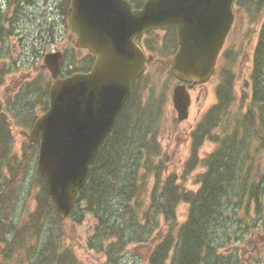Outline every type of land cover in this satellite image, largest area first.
Segmentation results:
<instances>
[{
	"label": "trees",
	"instance_id": "16d2710c",
	"mask_svg": "<svg viewBox=\"0 0 264 264\" xmlns=\"http://www.w3.org/2000/svg\"><path fill=\"white\" fill-rule=\"evenodd\" d=\"M128 1L135 7L143 2ZM235 5L249 14L254 12L258 18L262 16L249 78L251 94L249 99L237 97L234 75L224 74L222 70V79L216 89V103L205 112L191 133L190 156L182 165V175L203 169L197 173L194 182L197 189L186 190L178 184L182 178L175 170L168 169L165 162L167 155L162 153L158 141L162 98L154 102L151 97H146L143 101L139 89L135 88L100 146L89 180L79 192L69 214L71 216L77 206L87 202L98 218L106 221L120 209L121 216L134 220L135 206L147 223L150 220L157 222L161 217V232L164 233L148 254L147 264H165L168 260L170 264H213L209 229L211 222L220 214L223 200L229 197L233 185L237 183L239 186V201H258L264 190L261 183L255 182L257 173L254 171L251 174L254 155L264 146V0H235ZM234 105L238 107L236 117L232 114ZM244 105L245 110L241 112ZM215 130L220 133L216 134ZM205 141L213 143L214 149L200 159L198 150ZM12 142L10 127L2 115L0 165L5 161L6 172L0 173V264H7L22 247L29 251L30 238L39 236L43 217L54 210L52 201L47 197L44 179L37 172L41 195L37 197L35 211L23 228L16 230L12 224L8 225L7 205L15 200L22 176L28 168L26 163L34 153L32 147L26 146L20 159L10 158ZM123 175L127 176L124 178ZM247 175L250 179L246 178ZM149 177L153 178L150 188ZM131 201H136L133 208L129 207ZM137 201L149 203L142 209ZM180 203L188 205L187 218L183 223H178L175 215ZM113 205L119 210H112ZM106 233L101 230L99 241L106 237ZM110 234L119 238L114 229ZM51 255L50 264L80 263L69 248L64 252L52 251ZM224 263L227 264V261Z\"/></svg>",
	"mask_w": 264,
	"mask_h": 264
},
{
	"label": "rangeland",
	"instance_id": "374dc122",
	"mask_svg": "<svg viewBox=\"0 0 264 264\" xmlns=\"http://www.w3.org/2000/svg\"><path fill=\"white\" fill-rule=\"evenodd\" d=\"M53 1L50 0L51 3ZM16 8L24 12L21 7L17 6ZM234 9L236 12L233 25L216 64V72L219 74V71L221 72L223 69L224 74H233L236 96H244L249 99L251 94L249 78L252 73L253 53L258 41L262 16L258 18L254 12L249 14L241 8L235 7ZM2 20L0 25L4 24V19ZM20 23L22 28L31 30L32 24L29 19L22 18ZM5 37H9V35L6 34ZM9 42H2L1 46L7 48V44H9L11 49L17 50V44L12 43V40ZM170 48L168 43L161 49H164L165 52L168 50L167 54H169ZM4 53L7 55L8 50ZM42 59L43 57L38 62V69L40 65H43ZM24 69L28 71V68ZM167 70V58H163L156 65L152 64V67H149L145 72L143 82L146 83V87L141 93L145 100L146 97L147 99L151 97L156 102L159 97L162 98L163 112L158 141L162 153L167 155L165 162L168 169L175 170L179 178H182L179 179L178 184H181L186 190L195 191L198 187L194 184L197 173H201L203 169L198 168L189 175H182V165L190 156L189 134L194 130L206 110L216 103L215 91L219 82L218 75L190 92L191 104L188 118L182 123H175L176 114L170 96L172 87L176 85V80L169 75ZM31 74L32 76L25 73V75L0 78V116L3 115L7 119L13 136L12 146L9 150L10 158L20 159L27 141L19 132L20 130L28 131L33 119L41 114L45 106L46 90L51 78L37 76L35 72ZM237 103L239 105V100ZM235 106L232 108L234 117L238 113V107ZM245 106L241 112H244ZM215 133H220V131L215 130ZM34 147L32 159L28 164L26 163L28 168L16 191V198L11 201L9 206L7 205L9 210L8 225L12 224L11 226L16 230L25 226L36 209L37 197L41 195L36 166L37 145ZM213 149V143L204 142L198 150L199 158L203 159ZM254 160L255 169H252L251 174L254 171L257 173L255 182L261 183V187L264 189V146L260 152L255 153ZM5 172L4 161V164L0 165V173L4 174ZM250 175H247L246 178H249ZM126 176L123 175L124 178ZM148 181V188H150L153 178L149 177ZM233 186L234 190L232 189L229 197L223 200V208L211 222L209 229V244L213 248L212 263L226 264L224 262L227 261V264H264V190L258 201H239V186L237 183ZM137 203L144 209L149 201H137ZM135 204L136 201H131L129 207L133 208ZM115 208L119 210V207L113 205L112 210ZM135 209L137 212L134 220L130 221L121 216L122 209H120L117 213L114 211L112 217L106 221L98 218L87 202H82L80 206L76 207L74 213L63 222H58L55 209L50 210L43 217L39 236L30 238L29 251L23 247L20 248L7 264H50L52 251L64 252L68 248L73 250L74 256L80 261L79 264H147L148 254L164 233L161 232L162 218L159 217L157 222L150 220L147 223L140 215L141 212L137 206ZM187 214L188 205L180 203L175 211L177 222L183 223ZM102 229L104 233L108 230V233L99 241ZM112 229L119 234V238L110 236ZM7 236L10 237L11 232ZM27 252L29 253L27 254ZM165 264H170V261H166Z\"/></svg>",
	"mask_w": 264,
	"mask_h": 264
},
{
	"label": "water",
	"instance_id": "95a60500",
	"mask_svg": "<svg viewBox=\"0 0 264 264\" xmlns=\"http://www.w3.org/2000/svg\"><path fill=\"white\" fill-rule=\"evenodd\" d=\"M234 0H145L132 10L126 0H71L69 29L76 46L94 55L89 73L59 79L53 55L44 59L52 74L48 110L27 137L38 142L37 168L59 221L74 206L91 173L98 149L129 92L145 69L135 41L151 30L173 28L177 49L171 102L179 122L188 117L186 85L203 84L213 72L234 18Z\"/></svg>",
	"mask_w": 264,
	"mask_h": 264
},
{
	"label": "flooded vegetation",
	"instance_id": "af4514ba",
	"mask_svg": "<svg viewBox=\"0 0 264 264\" xmlns=\"http://www.w3.org/2000/svg\"><path fill=\"white\" fill-rule=\"evenodd\" d=\"M67 1L54 0L51 3L50 0H0V23L4 19V24L0 25V78L25 75V73L32 76V72L37 76L50 77L51 73L44 63L39 69L37 66L40 58L43 57L44 61V57L49 54H53L54 59H59L57 68L60 78L74 73L89 72L94 58L88 50L75 46L76 37L68 26L70 6L67 5ZM17 6L24 12L18 10ZM22 18L31 21V30L21 27ZM6 34L9 37H5ZM173 35L171 31H151L137 40L138 47L150 58V65L160 62L157 55L159 52L162 53L163 45L169 43L171 46L169 51L174 48ZM9 40L17 44V50L11 49L9 44L7 48L1 46L2 42ZM6 50H8L7 55L4 53ZM162 56L166 58L168 54ZM24 68H28V71ZM144 74L145 72L135 84L141 83ZM217 80H220V72ZM199 86L203 84L192 86L189 92Z\"/></svg>",
	"mask_w": 264,
	"mask_h": 264
}]
</instances>
